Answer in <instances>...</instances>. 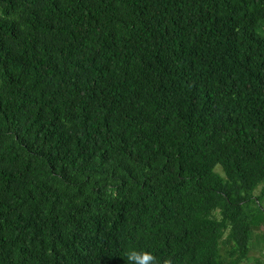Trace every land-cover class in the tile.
<instances>
[{
	"label": "trees",
	"instance_id": "obj_1",
	"mask_svg": "<svg viewBox=\"0 0 264 264\" xmlns=\"http://www.w3.org/2000/svg\"><path fill=\"white\" fill-rule=\"evenodd\" d=\"M263 225L264 0H0V264H264Z\"/></svg>",
	"mask_w": 264,
	"mask_h": 264
},
{
	"label": "clouds",
	"instance_id": "obj_2",
	"mask_svg": "<svg viewBox=\"0 0 264 264\" xmlns=\"http://www.w3.org/2000/svg\"><path fill=\"white\" fill-rule=\"evenodd\" d=\"M129 264H159L154 254L148 251L130 249L127 253ZM171 264V260L165 262Z\"/></svg>",
	"mask_w": 264,
	"mask_h": 264
},
{
	"label": "rangeland",
	"instance_id": "obj_3",
	"mask_svg": "<svg viewBox=\"0 0 264 264\" xmlns=\"http://www.w3.org/2000/svg\"><path fill=\"white\" fill-rule=\"evenodd\" d=\"M262 192V187L259 188L256 192V194H260ZM258 233H263L264 234V225L257 230ZM258 236L253 239L252 242V252H251V257L253 258H261L264 261V243H261L260 245L257 243Z\"/></svg>",
	"mask_w": 264,
	"mask_h": 264
}]
</instances>
